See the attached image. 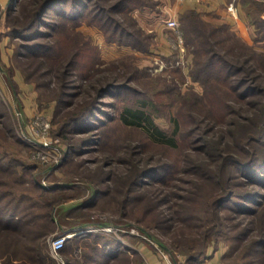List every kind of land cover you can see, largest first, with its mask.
Returning a JSON list of instances; mask_svg holds the SVG:
<instances>
[{"label": "rangeland", "instance_id": "rangeland-1", "mask_svg": "<svg viewBox=\"0 0 264 264\" xmlns=\"http://www.w3.org/2000/svg\"><path fill=\"white\" fill-rule=\"evenodd\" d=\"M241 1L245 8L241 15L247 23L250 41L236 28L234 30L245 43L256 46V53L264 57V0ZM8 4L9 0H0V153L4 154L7 161L12 157L16 163L8 165V168L0 164V192L5 193L0 194V212H3L2 208L7 211L15 208L13 210L17 215L30 219V223L13 231L0 230V264H50L48 260L39 263L40 259H37L34 262V258L39 256L33 255L35 254L33 249L42 253L50 249V238L63 229L77 224L78 221H83L86 213H91L89 221L102 220L108 223L107 226L112 227L111 230L101 229L97 230L98 232L113 236L136 250L137 253L133 252L130 258L120 259L116 264H141L143 261L141 251L145 248H151L156 253L150 242L151 239L156 240L151 234L163 240L166 248L178 255L176 258L178 264L183 263L190 252L198 253L205 246L204 234L208 230V225L214 222L211 205L220 193L218 184L212 183L211 178L203 180L201 177L199 180L194 174L182 171L172 186L157 187V183H152L146 187L147 193L138 192L143 198L140 196V199L124 206L127 186H123V175L133 174L137 163L138 168L149 163L148 157L152 162L157 160L181 162L182 158L189 154L193 155V158H201V153L192 148L190 150L186 145L188 142L184 133L190 129L197 132L195 126L197 122L202 129L210 126L207 127V131L213 134L214 126L221 123L212 122L213 118L209 119L208 109L217 113L219 109L221 111L222 99L226 98L224 87L212 79L204 82L191 78L190 49L183 52L184 62L181 64L177 62L178 51L173 47H167L170 52L164 57L106 41L102 30L95 25L87 24L85 20L78 25L67 22L66 27L60 32L61 41L59 40L58 47L62 50L79 49L80 66L82 64L86 66L94 61L105 64L100 71H89L90 74L84 77L80 75L81 72L78 73L79 69L76 66L69 78L72 83L80 84V88L78 90L70 88L68 91L72 92V95L67 99L73 100L74 103L94 93L97 87L108 80L123 81L130 73L129 76H132L130 83L139 89L142 96L152 98L153 105L150 106L152 117L163 130L166 132L173 130V118L181 123L180 141L176 148L154 143L145 146L146 141L139 129L126 126L116 118L100 126V144L97 148L95 143L81 142L94 129H80L67 139L57 132L61 120L68 117L67 110L73 104H70L71 101L57 102L58 89L63 79V71L58 69L60 57L42 60L40 57L33 59L31 56L16 53L19 39L12 38L6 32L9 25L23 23L29 17L30 10L23 5L17 8L18 5L12 3L10 6L14 8L8 15L5 12ZM53 13V10L48 11V14ZM139 21L143 22V19L140 18ZM227 37L221 44L222 47L233 46L234 50L240 48L249 51L243 46L246 44L242 40L237 41L236 37L231 35ZM43 40L51 42L50 37H44ZM247 65L254 67V71L260 72L264 77V62L259 64L258 60H250ZM136 67L141 69L136 70ZM175 67H178V71ZM132 72L135 73L131 74ZM103 98L107 102L103 106L105 111H114L108 104L112 100H116L119 107L123 104V99H117L110 94ZM232 105L244 115L250 113L246 103L233 101ZM200 108L202 111L199 114ZM39 112L46 114L50 119L47 138L63 150L62 159L56 165L50 161L36 159L32 148L21 138L27 123ZM191 114L194 116L199 114L198 119L189 121L188 116ZM99 116H105L104 111ZM227 117L231 116L228 114ZM92 120L95 121V118L90 119ZM79 142L84 145L79 147ZM18 161L20 164H31L33 167L23 170L17 165ZM48 166L49 170L44 171V175V172L40 174L41 170ZM109 174L110 179L103 183L110 189L109 193L98 197L88 207L89 212L76 207L78 203L92 197L91 188L97 184L94 180ZM118 176L122 178L118 180ZM192 179L199 182L197 186L191 182ZM36 180L41 181L42 185L38 186ZM46 185L52 186L45 188ZM113 186L119 190L113 189ZM170 191H173L174 195L162 207L170 214L171 220L159 227V221L161 222L159 216L163 208L158 203L150 202L146 205L145 199L147 200V194H157L158 198L160 194ZM179 203L185 205L188 211L186 215L194 214L196 218L193 216V219L175 220L174 209ZM224 215L221 219L223 226L220 229L223 233H218L219 244L224 247V259L229 264H242L245 261L242 252L239 247L230 252L227 237L233 233L230 225L235 219ZM49 217L54 220L49 221ZM237 228L234 230H238ZM82 251L83 249L78 247L75 254L81 256ZM61 256L65 259L64 254L61 253ZM80 259L82 260V257ZM52 261L58 264L55 258Z\"/></svg>", "mask_w": 264, "mask_h": 264}, {"label": "trees", "instance_id": "trees-1", "mask_svg": "<svg viewBox=\"0 0 264 264\" xmlns=\"http://www.w3.org/2000/svg\"><path fill=\"white\" fill-rule=\"evenodd\" d=\"M158 2L159 0H9L6 14H11V10L14 8L10 6L12 3H16L17 8L22 5L29 7L30 12H28L29 17L23 23L9 25L6 33L14 39H19L16 51L19 55L31 56L33 59L40 57L42 60L60 57L58 69L63 71V79H61L58 89L57 102L66 103L67 101L70 103L71 100L67 97H70L72 92L68 90L80 88V84L72 83L69 78L70 75L72 76L74 68L77 66L78 73L81 72L80 75L84 77L90 74L89 71H100L105 64L94 61L86 66L83 64L80 66L79 49H60L58 47L59 37L61 30L66 27L65 24L70 22L72 25H78L82 20H85L87 24L99 27L106 41L151 52L155 41V32L146 29L141 24L135 10L143 11L148 8L158 10ZM49 10H53L54 13L48 14ZM179 17L185 50L190 49L189 53L192 55L189 67L191 78L204 82L212 79L224 87L226 98L222 99L221 111L219 109L220 112L217 113L208 109L209 119L213 118L212 122L219 121L221 124L215 125L216 127L214 126L212 129L213 134H210L207 131V127L210 126L202 129L196 122L197 132L190 129L184 133L188 142L186 145L190 150L192 148L201 153V158L196 159L189 154L182 158L181 162L177 160L152 162L148 157L149 163L141 168H138L137 163L133 174L123 175V186H127L123 200L124 206L140 199L141 195L138 192L147 193L146 187L152 183H157V187L172 186L182 171L194 174L199 180L201 177L203 180L211 178L210 181L218 184L220 188V193L211 205L214 222L208 225V230L204 234V248L198 253L187 254L185 261L188 264H197L206 257L208 245L211 242L218 243L220 240L218 233H223V230L220 231L223 226L221 219L226 214V216L235 219L230 225L231 233H233L227 236L230 252L239 247L238 249L245 259L242 264H264V77L260 72H255L254 67L247 65L250 60H258V63L262 64L264 57L256 53V46L245 43L230 24L224 22L216 24L207 21L194 11H187ZM227 35L235 36L237 41L242 40L246 45H241L249 51L240 48L234 50L233 46L222 47L221 44L228 38ZM44 37H50L51 42L43 40ZM254 41V43L257 42L256 36ZM138 69L141 68L136 67V70ZM175 69L178 71V67ZM129 75V78L127 77L123 81L108 80L89 96L76 100L74 103L72 100L70 104H73L67 110L69 115L65 120H61L57 129L58 134L69 139V135H73L80 129H94L81 142L95 143V148H97L100 144V126H104L106 122L116 118L126 126L139 129L146 141L145 146L148 143L165 145L169 148L179 146L181 128L179 120L173 118L174 127L171 132L163 130L152 117L150 110V106L153 105L152 98L142 96L139 89L130 83L132 76ZM106 94L123 99V104L119 107L116 105V100H112L108 104L111 105V108L113 107L114 111L103 110V106L107 104L103 98ZM233 101L246 103L250 113L244 115L232 105ZM103 111L105 116H99ZM201 111L200 108L199 114ZM228 114L232 118L227 117ZM191 115L188 116L189 121L198 119V115H195L196 117ZM93 118L95 121H90ZM194 133L195 135H193ZM215 134L217 135L215 136ZM81 142L78 144L79 147L84 145ZM1 153V166L8 168V165H15L16 162L12 157H8L7 161L4 154ZM17 165L23 170L33 167L31 164H20L19 161ZM49 168V166L43 168L40 174L44 171L47 172ZM117 178L119 180L122 177L118 176ZM108 179H110V174L103 178L100 177L99 180H94L97 184L91 188L92 197L78 203L76 207H80L84 212H89L88 207L98 197L106 196L109 193L110 189L103 184ZM191 182L196 186L199 183L196 179H192ZM36 183L38 186L42 185L39 180H36ZM51 186L46 185L45 188H51ZM151 188L153 187H149V189ZM113 189L119 190L115 186ZM0 194L4 195L5 193L0 192ZM147 195L146 205L152 202L158 203L162 207L170 201L174 192L160 194L158 198H156L157 194ZM13 209L7 211L2 208L3 212H0L1 231H13L24 225H29L30 219L17 215ZM174 211L176 213L174 218L177 221L196 218L194 214L186 215L188 211L183 203L177 204ZM90 216L91 213H86V218H83V221H78L77 224H73L74 226L60 232H73L108 224L102 220L89 221ZM255 217L256 221L254 222ZM159 219L161 220L159 227L171 220L170 214L165 208L162 209ZM48 220L53 221L54 219L49 217ZM236 228L238 230H234ZM151 237L166 248L167 245L163 240L152 234ZM78 247L83 249L81 256L75 254ZM33 250L35 253L33 255L39 256L34 258V262L40 259L39 263L44 260H48L50 264L56 263H53L54 257L48 252L50 249H46L44 253L36 249ZM60 251L65 256L66 264H116L120 262V259L130 258L133 252L137 253L134 248L121 244L117 238L97 230H85L70 235L66 238ZM223 257L225 258V252Z\"/></svg>", "mask_w": 264, "mask_h": 264}, {"label": "built area", "instance_id": "built-area-1", "mask_svg": "<svg viewBox=\"0 0 264 264\" xmlns=\"http://www.w3.org/2000/svg\"><path fill=\"white\" fill-rule=\"evenodd\" d=\"M183 1V0H178ZM200 1V0H195ZM226 12L230 18H232L234 25L237 31L246 39L249 40L248 27L247 23L239 12V9L234 2L231 0L226 5ZM166 24L171 28L173 36H171V47L175 48L178 51V63H183L184 60L183 52L185 47L182 39V31L179 26V20L177 18H170L166 21ZM250 41V40H249ZM50 127V119L46 114L37 113L31 120L27 123L25 130L21 133V138L29 147L32 148L33 156L40 160L46 162H53V165H56L62 159V148L50 141L47 138L48 130ZM108 224L99 226V227H90L88 229L77 230L73 232L66 233H57L50 238V253L56 259L58 264H66L64 257L61 256V248L63 247L67 237L74 233L83 232L85 230H101L107 229L111 230L112 227L107 226ZM118 228V227H116ZM115 228V229H116ZM161 259L163 264H178L177 254L168 250L167 248L162 247L158 242L151 239L150 241ZM141 264H151L150 261L146 258H143Z\"/></svg>", "mask_w": 264, "mask_h": 264}, {"label": "crops", "instance_id": "crops-1", "mask_svg": "<svg viewBox=\"0 0 264 264\" xmlns=\"http://www.w3.org/2000/svg\"><path fill=\"white\" fill-rule=\"evenodd\" d=\"M231 0H159V9H145L143 11L135 10L138 19H143L142 25L149 30H154L155 41L151 47V52L161 56H168L169 48L171 47V36L173 32L166 24L170 18H176L187 11H194L203 19L219 24L227 23L235 29L234 22L226 12V5ZM240 14L244 13V6L241 0H234ZM159 11V12H158ZM151 15H150V14ZM145 16V17H144ZM140 17V18H139ZM121 244H123L121 242ZM224 247L221 244L210 243L207 247L206 257L197 264H229L223 257ZM141 255L150 261L151 264H163L159 256L151 248L142 249ZM181 264H188L183 261Z\"/></svg>", "mask_w": 264, "mask_h": 264}]
</instances>
